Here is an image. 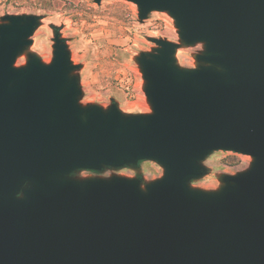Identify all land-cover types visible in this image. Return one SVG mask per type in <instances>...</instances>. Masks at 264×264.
I'll return each mask as SVG.
<instances>
[{
  "label": "water",
  "instance_id": "1",
  "mask_svg": "<svg viewBox=\"0 0 264 264\" xmlns=\"http://www.w3.org/2000/svg\"><path fill=\"white\" fill-rule=\"evenodd\" d=\"M126 1L177 33L133 56L148 112L82 103L59 26L45 62L30 50L43 16L0 17V264H264V0ZM219 150L248 166L194 186ZM140 161L162 174L113 172Z\"/></svg>",
  "mask_w": 264,
  "mask_h": 264
},
{
  "label": "rangeland",
  "instance_id": "2",
  "mask_svg": "<svg viewBox=\"0 0 264 264\" xmlns=\"http://www.w3.org/2000/svg\"><path fill=\"white\" fill-rule=\"evenodd\" d=\"M9 13L43 16L42 23L31 37L30 50L38 53L45 62L52 55L50 24L59 26L62 36L67 39L72 61L82 64V103L95 102L106 106L113 99L124 112L150 111L142 90L141 73L133 56L154 45L147 36L177 41L169 15L153 11L139 22L136 5L126 0H101L99 4L94 0H0V17ZM200 49V45L179 48V64L193 67V53ZM24 62L22 55L16 65ZM249 161L248 155L215 151L205 160L210 172L193 185L214 189L218 186L216 174L235 173L246 168ZM113 172L139 176L148 181L159 177L162 169L154 162L142 161L135 168L126 167ZM109 173V170L103 172L104 175Z\"/></svg>",
  "mask_w": 264,
  "mask_h": 264
},
{
  "label": "trees",
  "instance_id": "3",
  "mask_svg": "<svg viewBox=\"0 0 264 264\" xmlns=\"http://www.w3.org/2000/svg\"><path fill=\"white\" fill-rule=\"evenodd\" d=\"M140 162H141V161H140ZM140 162H139V163H140Z\"/></svg>",
  "mask_w": 264,
  "mask_h": 264
}]
</instances>
